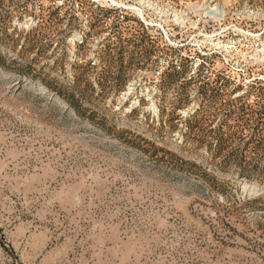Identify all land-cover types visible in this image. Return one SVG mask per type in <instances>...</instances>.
Returning <instances> with one entry per match:
<instances>
[{"label":"rangeland","instance_id":"rangeland-1","mask_svg":"<svg viewBox=\"0 0 264 264\" xmlns=\"http://www.w3.org/2000/svg\"><path fill=\"white\" fill-rule=\"evenodd\" d=\"M0 264H264V0H0Z\"/></svg>","mask_w":264,"mask_h":264},{"label":"bare ground","instance_id":"bare-ground-1","mask_svg":"<svg viewBox=\"0 0 264 264\" xmlns=\"http://www.w3.org/2000/svg\"><path fill=\"white\" fill-rule=\"evenodd\" d=\"M210 13H211L212 15H217V12L214 11V10H210Z\"/></svg>","mask_w":264,"mask_h":264}]
</instances>
